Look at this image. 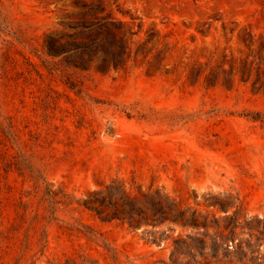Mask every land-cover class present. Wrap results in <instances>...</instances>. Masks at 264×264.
I'll return each instance as SVG.
<instances>
[{"label":"rangeland","instance_id":"1","mask_svg":"<svg viewBox=\"0 0 264 264\" xmlns=\"http://www.w3.org/2000/svg\"><path fill=\"white\" fill-rule=\"evenodd\" d=\"M96 5L118 62L50 57ZM262 36L264 0H0V264H264Z\"/></svg>","mask_w":264,"mask_h":264},{"label":"trees","instance_id":"2","mask_svg":"<svg viewBox=\"0 0 264 264\" xmlns=\"http://www.w3.org/2000/svg\"><path fill=\"white\" fill-rule=\"evenodd\" d=\"M86 8V13H89L91 16V20H87L81 24L76 25L73 29L76 31L78 35H84V33H88V41L86 43L80 42H73V43H66L63 48H58L54 39L52 37H48L46 40V49L47 53L50 57H60L64 54H71V53H84L87 55H96L97 47L105 46L111 47L112 49L116 48L115 50H107V48H103L104 54H107L109 57V67L113 66L118 62V60L123 55V47L122 45L116 44L112 37L107 33L110 28H116L117 24L110 21V17L101 16L104 9L100 5H96L94 7H84ZM262 45L264 46V36L261 37ZM120 41H122V37H120ZM104 201V199H103ZM102 201V203H103ZM128 205L130 203L128 202ZM231 220L232 218H228ZM262 234V233H261Z\"/></svg>","mask_w":264,"mask_h":264}]
</instances>
